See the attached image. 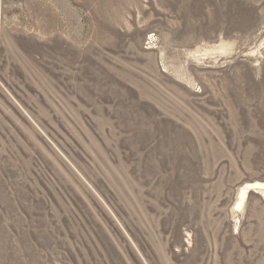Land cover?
Segmentation results:
<instances>
[{"label": "rangeland", "instance_id": "1", "mask_svg": "<svg viewBox=\"0 0 264 264\" xmlns=\"http://www.w3.org/2000/svg\"><path fill=\"white\" fill-rule=\"evenodd\" d=\"M0 264H264V0H0Z\"/></svg>", "mask_w": 264, "mask_h": 264}, {"label": "bare ground", "instance_id": "2", "mask_svg": "<svg viewBox=\"0 0 264 264\" xmlns=\"http://www.w3.org/2000/svg\"><path fill=\"white\" fill-rule=\"evenodd\" d=\"M245 194H246V191L245 190H242L241 191V196L243 197Z\"/></svg>", "mask_w": 264, "mask_h": 264}]
</instances>
